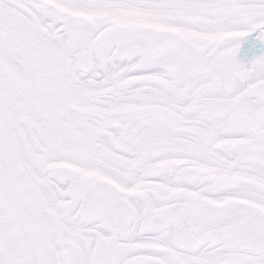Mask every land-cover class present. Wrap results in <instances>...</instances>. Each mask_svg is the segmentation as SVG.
Returning a JSON list of instances; mask_svg holds the SVG:
<instances>
[{"label":"snow or ice","instance_id":"6c2138e0","mask_svg":"<svg viewBox=\"0 0 264 264\" xmlns=\"http://www.w3.org/2000/svg\"><path fill=\"white\" fill-rule=\"evenodd\" d=\"M0 264H264V0H0Z\"/></svg>","mask_w":264,"mask_h":264}]
</instances>
